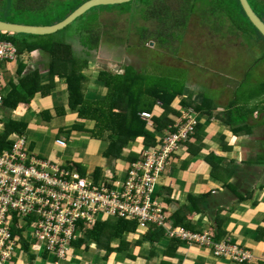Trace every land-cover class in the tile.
<instances>
[{"label":"trees","instance_id":"trees-1","mask_svg":"<svg viewBox=\"0 0 264 264\" xmlns=\"http://www.w3.org/2000/svg\"><path fill=\"white\" fill-rule=\"evenodd\" d=\"M87 1L89 0H0V20L26 25H53L64 20ZM249 2L264 21V0H249ZM92 10L95 16L92 20H88L87 15ZM113 11H117L122 16L127 15L128 19L131 18L132 29H137L136 31L139 32V44L142 46L154 40L157 41L159 47L169 49L166 47L172 45L169 41H174V37H179L182 33L185 34L193 16L199 14L210 28L214 27L213 24L219 20V17H229L232 22L230 30L243 33V35H248L251 31L257 32L260 37L258 42H262L264 51V35L252 23L240 0H132L123 4L97 6L55 34L39 36L0 32V40L9 41L17 48V58L11 62L18 64L17 73L19 75L15 83L3 72V82L7 81L3 105L8 109H17L19 105L30 104L38 93L50 94L55 86V78L58 77L66 84L70 109L77 112L80 121L94 122L91 130L94 136L107 139V147L103 154L111 160L127 159L130 162L139 159L141 154L133 151L129 156H125L124 149L136 141H142L143 152L145 149L160 146L167 131L181 117V108H193L197 113L212 112L214 104L209 95L205 94L201 103H195L193 95H185L186 86L179 84L176 78L156 77L154 79L147 69L140 71L133 62L125 64L122 72L100 70L96 81L106 89V94L100 96L95 92L94 97L88 98L86 93L90 90L89 85L92 79L86 71L90 67L91 52L99 49L100 43L107 37L111 38L113 43H120L131 48L130 31L125 32L124 29L115 28L112 32L103 29L104 13ZM78 21L81 22V27L78 28L77 35L58 36ZM224 26L226 25L223 23L220 29ZM133 34L132 30V37ZM73 42L84 49L83 53L86 56L78 54ZM262 44L259 43V45ZM35 51H40L47 56L45 73L39 68L23 73L26 64L20 60V57L25 53ZM262 60L264 58L260 59ZM11 62L7 61V63ZM45 74L48 83L43 81ZM157 78L161 80H156ZM238 84L236 92L234 91L235 100L231 108L235 107L237 110L239 108V111L234 112L233 118L224 119L236 133L244 131L246 128L244 123L263 107L261 101L259 105L252 107L239 105L238 102L264 97V82L253 87L246 84L248 89L246 93L240 92L244 91V87H241L244 84ZM180 97L183 98L180 105L174 107L175 101ZM208 103H210V108L207 107ZM243 110L245 111L244 118L240 117L242 115L240 111ZM143 112L152 114L150 122L141 118L140 115ZM224 116L226 113L223 114ZM0 122L4 127L0 133L1 152L10 149L12 145L10 135L12 133L23 134L27 129V124L11 119L0 120ZM84 124H75L74 128L80 129V125L84 126ZM201 126L199 122L196 132ZM106 133H109L107 137ZM194 136L201 137L195 133L190 140ZM206 160L213 166L212 173L216 174L224 159L211 153ZM75 165L82 173L86 171L84 166L77 163ZM100 171L101 168H95L94 175L99 177ZM228 182L225 184H229ZM189 198L193 207L184 206L175 212L174 216L175 225L187 229L193 228V225L186 216V212L198 210L200 204L199 198L193 195ZM76 225L79 235L77 239L71 241V246L80 248L83 245L84 248H88L90 243H95L100 248L104 247L107 253L121 250L124 245L129 246L125 241L116 248L111 244L114 240L122 239L126 232L138 230L136 221L122 218L92 222L79 220ZM164 234H166L165 229L154 225L145 239L160 240ZM23 249L29 255V264H34L35 254L29 250L27 242L23 243ZM42 254L46 259L48 252L44 250Z\"/></svg>","mask_w":264,"mask_h":264},{"label":"crops","instance_id":"crops-1","mask_svg":"<svg viewBox=\"0 0 264 264\" xmlns=\"http://www.w3.org/2000/svg\"><path fill=\"white\" fill-rule=\"evenodd\" d=\"M38 55L43 56V64L34 60ZM20 60L26 64L23 73H28L36 68L45 73L47 56L45 58L40 51L23 54ZM17 67L16 62H11L6 63L4 69V75L11 78L15 83L19 78ZM46 77L45 74L44 83H48ZM96 79L92 78L89 85L90 90L95 86ZM6 83L3 84L4 93L7 90ZM90 90L87 92L88 98L95 96ZM191 90L187 89L188 92L186 91L185 95L191 94L195 103H201L205 94L203 92L199 94L198 91H193V88ZM95 92L103 96L106 94V89L99 86L98 91ZM232 95L230 97L216 96V94H213V97L210 96L214 104L212 112L197 113L193 108L186 109L183 107L180 109L181 112L183 110L193 111L198 116L202 126L196 133L201 137H195L196 134L192 140L185 144L183 151L174 154L170 168L160 177V182L157 185V198L165 205L168 220L176 228L183 226L175 225V212L184 206L191 205L190 195L199 198V209L186 212V216L193 225V228L189 230L201 233L210 232L214 235V240L217 243H222L228 239L231 243L253 253V260L247 264H264V112L262 111L264 110V97L238 102L239 105L252 107L259 105L261 101L263 107L244 123L246 125L244 131L236 133L234 128L224 121L225 118L227 120L233 118L234 112L239 111V108L238 110L235 107L231 108L235 100L234 92ZM182 99L181 97L178 98L174 107H178ZM209 104L207 105L208 108H210ZM243 111H240L242 118H244L245 113ZM2 113H5L4 118ZM225 113L226 116L223 117ZM29 115H34V117L31 119ZM75 116L78 117L77 112L72 111L68 104L66 84L58 77L55 78V86L50 94L38 93L30 104L19 105L17 109H8L4 105L0 108L1 121L11 119L27 124V129L23 134L12 133L10 135L9 138L12 142L13 135H26L27 131H32L33 140L27 137L29 149L44 159L49 158L50 153L45 147L43 149L37 148V145L43 141V139L41 141L38 139L37 126L40 124L39 122L56 125L55 118L60 121V119L67 118L75 119ZM81 123H90L91 127L94 126L93 121ZM0 128L2 131L4 130L1 122ZM57 139L65 138L56 137L55 143ZM140 145L138 150H134V153L141 154L140 158L133 161L142 159L144 153L142 141H140ZM129 146L130 144L123 151L125 156L133 153V151H127ZM211 153H215L224 159L216 174L212 173L213 166L206 160ZM125 161L126 164L123 169H118L116 172L119 173L120 179L125 176L128 165L133 162L127 159ZM59 164L76 166L73 160ZM85 170L84 173L80 172L86 174L87 169L85 168ZM92 171L94 172V170ZM103 174L105 171L101 170L99 177L95 176V178L99 179ZM227 181L229 184H225ZM107 217L108 219H116L115 217ZM107 217L104 218L106 221ZM150 230L151 228L143 229L138 223L136 232H126L124 235L135 237V239L127 242L129 246L124 245L121 250L115 252L107 253L104 247L100 248L95 243H90L88 248H84L83 245L80 248L71 246L66 258L59 264H236L232 260L230 263L227 259L216 256L212 247L190 245L182 239L171 238L167 234H164L160 240H146L145 237ZM28 244L29 250L35 254L34 264H47V262L56 264L57 260L52 254L48 253L45 259L42 254L44 250L32 251L31 242L28 241ZM120 244L118 239L112 242L111 246L116 248L120 247ZM19 255L21 259L19 262L16 260L17 258H13L7 264L29 263L27 252L25 254L20 252Z\"/></svg>","mask_w":264,"mask_h":264},{"label":"built area","instance_id":"built-area-1","mask_svg":"<svg viewBox=\"0 0 264 264\" xmlns=\"http://www.w3.org/2000/svg\"><path fill=\"white\" fill-rule=\"evenodd\" d=\"M16 58L15 45L0 40V108L5 65ZM140 116L149 122L152 119L148 112ZM198 124L193 111L183 110L162 144L131 162L122 179L118 173L96 179L93 171L82 174L74 165L38 157L29 149L26 135H13L10 149L0 152V264L13 260L17 252L25 254L23 243L28 241L32 251L45 250L57 262L65 259L71 241L78 236L76 223L96 221L101 215L136 221L143 229L155 225L171 238L212 247L216 256L236 264L251 262L253 253L228 239L217 243L210 232L173 227L156 196L161 175L196 133ZM56 144L66 147L67 141L57 139Z\"/></svg>","mask_w":264,"mask_h":264},{"label":"rangeland","instance_id":"rangeland-1","mask_svg":"<svg viewBox=\"0 0 264 264\" xmlns=\"http://www.w3.org/2000/svg\"><path fill=\"white\" fill-rule=\"evenodd\" d=\"M93 12L94 10L87 15L88 20H92L95 16V14H92ZM130 19L127 15H119L117 11L104 13L102 18L103 29L112 32V29L115 28L124 29L125 32L130 31L131 48L120 43H113L109 37L102 40L99 49L92 51L89 56L91 62L86 73L91 79H96L98 72L105 68L113 72H122L125 64L133 62L138 70L147 69V72L154 79L156 77L176 78L179 84L186 86L185 94L188 92L187 89L191 90L193 88V91H198L199 94L203 92L212 97L213 94L230 97L233 96L234 91L236 92L235 88L239 85L238 83L244 84V86L241 85V87H244V91L241 90L240 92L246 93V90H248L246 84L253 87L264 82V60L260 61L261 58H264V51L262 42H258L260 39L259 34L251 31L248 35H243V33L230 30L232 22L229 17H219V20L213 24L215 28H210L199 14L193 16L186 33L174 37V41H169L172 44L166 46L169 49L159 47L157 41L154 40L149 41L144 46L140 45L139 32L136 31L137 29H132ZM223 23L226 26L220 29ZM79 27H81L80 21L74 23L64 32L59 33L58 36L77 35ZM131 29L134 33L133 37ZM182 35H184L183 38ZM259 43L262 45H259ZM73 45L78 54L86 56L81 46L74 42ZM172 47L174 49H171ZM44 57L46 58L45 54ZM34 60H38V63L41 64L43 56L38 55ZM158 79L160 78L156 80ZM99 86L101 85L96 82L90 92L95 93L96 90L98 91ZM4 116L5 113H2L3 118ZM29 116L31 119L34 117V115ZM55 119L56 125L40 121L37 126L38 134L41 135H38V139L40 141L43 139L37 145V148L43 149L45 147V149H48L50 155L46 159L56 163H66L68 160H73L78 165H84L87 171L101 168L106 175L116 173L118 169H123L126 164L125 159L111 160L103 154L105 147H107V139L94 136L91 131L94 126L91 127L90 123L84 124V126L80 125V129H75V124H81L82 122L77 116H75V119L67 118L60 119V121L58 118ZM37 120L39 121V119ZM1 132L2 128H0ZM108 134L106 133V137ZM26 135L30 140H33L32 131H27ZM56 137L65 138L67 147L57 145L55 143ZM136 142L130 144L127 148L128 152L139 149L138 147L141 146L140 141ZM182 148L177 153L183 151L184 147ZM111 169H113V172H111ZM105 217L107 216L101 215V219ZM133 239L135 237L126 235L119 241L122 243ZM19 254V252L15 254L18 262L21 260ZM60 261H64V259L62 258ZM60 261L58 260L57 264ZM227 261L231 263V260L227 259ZM47 264L53 263L47 262Z\"/></svg>","mask_w":264,"mask_h":264},{"label":"water","instance_id":"water-1","mask_svg":"<svg viewBox=\"0 0 264 264\" xmlns=\"http://www.w3.org/2000/svg\"><path fill=\"white\" fill-rule=\"evenodd\" d=\"M132 0H89L73 11L68 17L59 23L53 25H26L11 23L0 20V32L10 33V34H29V35H51L55 34L69 25H71L76 19L81 17L91 8L97 6H107L128 3ZM247 15L249 16L252 23L258 28V30L264 35V21L258 16V14L253 9L249 0H240Z\"/></svg>","mask_w":264,"mask_h":264},{"label":"clouds","instance_id":"clouds-1","mask_svg":"<svg viewBox=\"0 0 264 264\" xmlns=\"http://www.w3.org/2000/svg\"><path fill=\"white\" fill-rule=\"evenodd\" d=\"M3 84H4V82H3ZM3 91V102H4V90H2Z\"/></svg>","mask_w":264,"mask_h":264}]
</instances>
